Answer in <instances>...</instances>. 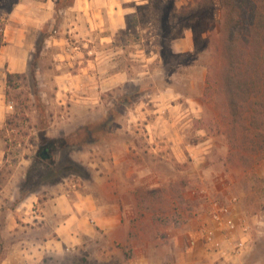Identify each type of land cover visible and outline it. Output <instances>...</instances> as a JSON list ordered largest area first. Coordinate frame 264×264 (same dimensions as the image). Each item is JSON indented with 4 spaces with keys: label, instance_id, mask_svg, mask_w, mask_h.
I'll list each match as a JSON object with an SVG mask.
<instances>
[{
    "label": "rangeland",
    "instance_id": "rangeland-1",
    "mask_svg": "<svg viewBox=\"0 0 264 264\" xmlns=\"http://www.w3.org/2000/svg\"><path fill=\"white\" fill-rule=\"evenodd\" d=\"M230 1L241 6L244 40L238 43L243 53L235 54L241 61L238 78L256 90L260 86L256 81L261 79L264 86V46L259 40L254 44L246 30L250 0ZM135 15L130 42L143 51L126 55L132 80L124 84L97 89L73 86L64 98L54 83L37 78L36 71L4 76L0 234L14 222L38 227L40 234L35 236L48 233L59 219L54 214L48 219L31 215L43 214L44 208L49 212L55 196L78 195L91 203L109 200L111 191L130 187L138 208L158 221L149 226L150 238L158 231L166 244L168 232L180 228L187 234L192 218L210 214L213 203L239 208L251 226L253 249L243 260L239 255L226 264H264V126L260 124L264 107L255 104L264 92H256L257 96L242 92L233 114L222 82L230 61L221 32L220 0H149ZM3 25L0 14V43ZM52 60L47 52L30 64L51 73ZM75 91L76 97L69 96ZM114 112L117 116L105 123L103 136L72 135L64 146L63 139L75 129L105 121ZM147 124L159 136L148 139ZM172 142L179 144L177 151L171 150ZM47 145L49 158L43 159L40 154ZM14 235L19 236L8 237ZM96 249L87 240L81 250L67 254L70 262L77 259L75 255H86L90 262L84 256L82 262L66 263L64 252L49 255L45 262L98 264L91 258ZM170 251L163 247L162 253L171 258ZM112 257L119 260L115 254Z\"/></svg>",
    "mask_w": 264,
    "mask_h": 264
},
{
    "label": "crops",
    "instance_id": "crops-1",
    "mask_svg": "<svg viewBox=\"0 0 264 264\" xmlns=\"http://www.w3.org/2000/svg\"><path fill=\"white\" fill-rule=\"evenodd\" d=\"M147 2L149 0H0L4 22L0 43V93L5 75H25L29 71H36L37 78L42 76L45 82L54 83L60 97L62 94L64 98L68 96L67 90L72 91L69 87L93 85L97 89L132 80V65L126 55H141L143 51L140 45L134 48L130 42L135 24L132 18ZM47 52L53 59L51 73L39 64H34L35 69L31 67V62H39L40 55ZM121 55L124 59H120ZM76 91L69 96L76 97ZM146 128L148 139L159 136V131L151 130L149 124ZM175 144L172 142L170 146L173 151H177L179 145ZM114 161L117 163L118 159ZM108 198L98 202L93 199L91 204L82 202L78 195L53 197L52 211L46 212L48 208H44L43 214L31 215L48 219L49 214H54L55 219H59L60 222L42 236L34 235L35 232L40 234L38 227L21 226L17 222L5 225L0 234L3 245L0 264H46L45 258L49 255L63 252L62 261L69 263L67 254L76 248L81 250L87 240L97 245L95 252L98 253L91 258H97L98 264H226L239 255L243 260L253 249L251 226L248 225L246 233L242 231V223L247 225V222L235 206H230L228 213L235 223L231 231L221 232L211 215L205 214L198 220L192 218L187 234L173 228L167 233L166 244L158 231L150 238L149 226H155L158 221L138 208L130 187L111 191ZM210 232L212 240L208 241L206 234ZM10 234L19 236L8 237ZM226 236H231L232 241L245 240L238 254L221 256L218 250L223 247L229 251L233 244L224 238ZM163 247L171 250V258L162 253ZM112 254L119 260L114 261ZM75 256L77 259L70 263L82 262L84 256L86 260L88 257Z\"/></svg>",
    "mask_w": 264,
    "mask_h": 264
},
{
    "label": "trees",
    "instance_id": "trees-1",
    "mask_svg": "<svg viewBox=\"0 0 264 264\" xmlns=\"http://www.w3.org/2000/svg\"><path fill=\"white\" fill-rule=\"evenodd\" d=\"M257 0H250L248 4V10H249V20L248 24L250 27H246L247 32H249L251 35V41L255 43H258V40L262 45L264 46V0H258V2L261 4H256ZM220 5L222 8V22H221V32L225 34L227 45H228V60L230 61L229 68L225 69L223 71V83L225 85V92L228 96L229 103L232 109L233 114L236 113L235 108H237V99L238 97L242 96L243 93H247L252 96H257L260 92L263 93L264 89H260L264 87L259 81H256L258 83V88L254 90L253 88L249 89V86H251L248 81L246 82L243 79H239L238 76L240 75L239 72H237L239 65L241 64V61H239V57H236L237 51L240 49L238 48V43H240V40H244V36H242V29L241 23H240V8H238L237 3H233L230 0H220ZM244 8V7H243ZM244 12V11H243ZM257 40V41H256ZM243 53V51H240ZM263 80V79H262ZM253 82V81H252ZM264 96V94H263ZM255 104H259L264 107V98H262V101H258ZM257 113L261 114L262 111H256ZM117 114L111 113L110 115H107L105 118V121H98L97 123L90 122L89 124L92 126H86L83 125L81 127H78L73 132L70 133V135L63 140L64 146H68L70 143H68V138L73 136H78L84 134L88 137H93L94 135L96 138L103 136L104 132L107 130L105 123H109L114 117H116ZM92 123V124H91ZM260 124L264 126V119L261 120ZM256 126H259V124H256ZM248 127H245V130H247ZM263 139L264 135L262 133ZM92 139V138H91Z\"/></svg>",
    "mask_w": 264,
    "mask_h": 264
},
{
    "label": "built area",
    "instance_id": "built-area-1",
    "mask_svg": "<svg viewBox=\"0 0 264 264\" xmlns=\"http://www.w3.org/2000/svg\"><path fill=\"white\" fill-rule=\"evenodd\" d=\"M230 209L227 206L218 205L217 203H213L212 207L210 209V215L215 221L216 228L220 230L223 233H226L227 231H231V229L235 228V223L233 219H231L228 216ZM241 229L243 232L248 231V225H245L242 223ZM206 238L208 241L212 240V233L210 232L208 235L206 234ZM227 241H230L233 243L230 247V250H226L223 247H221L218 251L221 252V256H234L240 252V250L245 245V240H238V241H232L231 236L224 237Z\"/></svg>",
    "mask_w": 264,
    "mask_h": 264
},
{
    "label": "water",
    "instance_id": "water-1",
    "mask_svg": "<svg viewBox=\"0 0 264 264\" xmlns=\"http://www.w3.org/2000/svg\"><path fill=\"white\" fill-rule=\"evenodd\" d=\"M46 152V150H44ZM41 158L48 159L49 155L45 154L44 152L40 154Z\"/></svg>",
    "mask_w": 264,
    "mask_h": 264
},
{
    "label": "flooded vegetation",
    "instance_id": "flooded-vegetation-1",
    "mask_svg": "<svg viewBox=\"0 0 264 264\" xmlns=\"http://www.w3.org/2000/svg\"><path fill=\"white\" fill-rule=\"evenodd\" d=\"M49 148H50V145H47L46 147H44V148L42 149L41 153L44 152L45 154H47V151H48ZM44 150H46V152H45Z\"/></svg>",
    "mask_w": 264,
    "mask_h": 264
}]
</instances>
